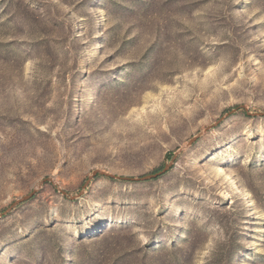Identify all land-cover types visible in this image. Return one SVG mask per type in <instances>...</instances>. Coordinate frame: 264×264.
<instances>
[{
    "label": "rangeland",
    "instance_id": "obj_1",
    "mask_svg": "<svg viewBox=\"0 0 264 264\" xmlns=\"http://www.w3.org/2000/svg\"><path fill=\"white\" fill-rule=\"evenodd\" d=\"M262 114L264 0H0V214L181 150L43 184L0 264H264Z\"/></svg>",
    "mask_w": 264,
    "mask_h": 264
},
{
    "label": "water",
    "instance_id": "obj_2",
    "mask_svg": "<svg viewBox=\"0 0 264 264\" xmlns=\"http://www.w3.org/2000/svg\"><path fill=\"white\" fill-rule=\"evenodd\" d=\"M262 115H264V114H262ZM209 129H211V128H208L205 132H207ZM204 133H201L200 135H198V136L194 137L192 140H190L188 142V144L185 146V148L191 147L198 140V138L201 135H203ZM180 152H181V150L178 151L177 153H175L172 161L170 163H167L165 165V167L161 171H159L157 173H154V174H151V175H146V176L140 177V178L120 177V176H117V175H113L111 173H106L104 171L95 170L92 173V175L89 177V179L87 180L86 184L83 186V189H82L81 193L78 196H75V197H69L67 192L61 190V188H59L57 186V183L52 178H46L40 183V185L38 186L37 189H35L29 195L23 197L22 199L17 200L15 203H13L4 213L0 214V217H3L4 215H8V213H10L18 205L23 204V203L31 200L37 194L38 190L42 187V185L45 184V183H51L52 185L56 186V188L63 195L68 196L71 200H74V199L80 198L82 196V194L85 191V188L90 184V181L92 179H94L95 177H97V176H103V177H107V178H110V179H113V180H119V181H124V182H146V181H150V180H155V179H157L159 177H162V176L166 175L173 168V166L176 164V159H177L178 155L180 154Z\"/></svg>",
    "mask_w": 264,
    "mask_h": 264
},
{
    "label": "bare ground",
    "instance_id": "obj_3",
    "mask_svg": "<svg viewBox=\"0 0 264 264\" xmlns=\"http://www.w3.org/2000/svg\"><path fill=\"white\" fill-rule=\"evenodd\" d=\"M184 102V101H183ZM120 110V109H119ZM117 111V110H116ZM114 114H116V113H114ZM121 114H123V109L122 110H120L118 113H117V115H116V117H118L119 115H121ZM113 117H115V116H113ZM225 180L228 182V183H230V184H234V180L232 179V177L230 176V175H226L225 176ZM87 232V231H86ZM86 234V233H85Z\"/></svg>",
    "mask_w": 264,
    "mask_h": 264
}]
</instances>
